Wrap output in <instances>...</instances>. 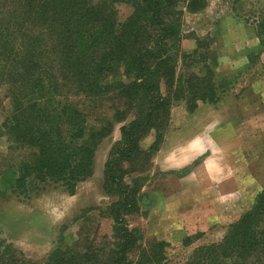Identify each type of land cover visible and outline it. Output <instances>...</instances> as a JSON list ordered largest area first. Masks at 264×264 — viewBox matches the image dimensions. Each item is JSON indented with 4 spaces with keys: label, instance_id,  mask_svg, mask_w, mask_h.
<instances>
[{
    "label": "rangeland",
    "instance_id": "obj_1",
    "mask_svg": "<svg viewBox=\"0 0 264 264\" xmlns=\"http://www.w3.org/2000/svg\"><path fill=\"white\" fill-rule=\"evenodd\" d=\"M188 3L205 8L189 12ZM176 6L181 18L180 42L170 53L176 54L174 80L209 75L218 101L198 102L189 112L185 101L175 100L184 96L161 82V95L170 101L166 129L158 141L154 131L140 141L147 158L140 159V168L128 175L130 166H122L123 185L131 187V179L139 178L141 187L139 211L126 217L136 242L124 264H187L195 249L220 243L264 191V46L258 45L255 27L264 0H177ZM105 10L117 24L133 11L125 3H110ZM3 81L0 264H45L54 251L76 255L77 250L108 264L116 242L107 208L116 197L103 191L104 163L120 129L137 113L136 102L119 95L117 83L129 82L123 66L112 71L104 98L87 104L88 99L67 97L86 113L88 128L107 133L94 147L92 175L72 195L60 182L35 177L14 190L19 167L30 166L34 152L11 144L1 130L11 110ZM88 105L92 112L84 110Z\"/></svg>",
    "mask_w": 264,
    "mask_h": 264
},
{
    "label": "trees",
    "instance_id": "obj_2",
    "mask_svg": "<svg viewBox=\"0 0 264 264\" xmlns=\"http://www.w3.org/2000/svg\"><path fill=\"white\" fill-rule=\"evenodd\" d=\"M96 1L95 6L92 0H0V79L11 107L1 130L11 144L34 152L32 164L19 167L14 190L35 177L60 182L72 195L92 175L94 147L107 133L88 128L86 113L67 97L88 99L87 104L104 98L112 71L123 66L129 82L117 83L119 95L128 104L136 102L137 113L120 129L104 165L102 188L116 197L107 208L116 242L108 264H124L136 242L126 217L138 213L141 187L139 178L131 179V187L123 185L122 166H130L128 175L140 168V159L146 158L140 141L151 131L158 141L166 129L170 101L161 95V82L175 96H184L175 100L185 101L189 112L198 102L216 103L218 96L209 75L174 80L176 54L170 53L180 42L177 0ZM110 3L130 4L133 11L124 23L106 14ZM204 8L188 3L186 10ZM255 27L263 47L264 8ZM77 251H54L45 264H98L96 255ZM187 264H264V191L220 243L195 249Z\"/></svg>",
    "mask_w": 264,
    "mask_h": 264
},
{
    "label": "crops",
    "instance_id": "obj_3",
    "mask_svg": "<svg viewBox=\"0 0 264 264\" xmlns=\"http://www.w3.org/2000/svg\"><path fill=\"white\" fill-rule=\"evenodd\" d=\"M106 162V161H105ZM104 165H105V163H104ZM104 170V169H103ZM134 216V215H133Z\"/></svg>",
    "mask_w": 264,
    "mask_h": 264
}]
</instances>
